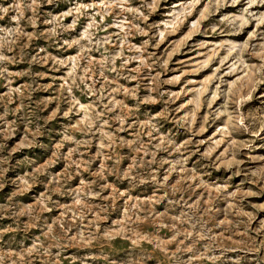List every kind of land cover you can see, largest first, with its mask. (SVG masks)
I'll return each mask as SVG.
<instances>
[{"label":"rangeland","instance_id":"rangeland-1","mask_svg":"<svg viewBox=\"0 0 264 264\" xmlns=\"http://www.w3.org/2000/svg\"><path fill=\"white\" fill-rule=\"evenodd\" d=\"M0 264H264V0H0Z\"/></svg>","mask_w":264,"mask_h":264}]
</instances>
